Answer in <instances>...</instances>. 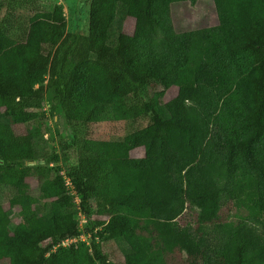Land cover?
<instances>
[{"label":"trees","instance_id":"1","mask_svg":"<svg viewBox=\"0 0 264 264\" xmlns=\"http://www.w3.org/2000/svg\"><path fill=\"white\" fill-rule=\"evenodd\" d=\"M185 2L196 0H81L87 25L79 15L71 31L61 4L0 19V189L14 190L0 264H116L110 241L120 264H264V0H213L218 25L179 32L172 7ZM127 19L134 32L113 34ZM152 84L163 90L147 99ZM47 115L66 130L53 152ZM145 117L121 140L89 138L91 124ZM225 202L245 217L222 222ZM188 209L195 225L181 226Z\"/></svg>","mask_w":264,"mask_h":264},{"label":"rangeland","instance_id":"2","mask_svg":"<svg viewBox=\"0 0 264 264\" xmlns=\"http://www.w3.org/2000/svg\"><path fill=\"white\" fill-rule=\"evenodd\" d=\"M81 0H33V2L20 7L17 10H11L7 6V3L0 10V19L9 18V21L15 25H19L21 20H30L37 16H45L53 11V8L57 4H61L64 8V13L67 19L68 31L74 28L75 22L79 19V15L83 20L84 26L87 25L88 6L80 9L79 2ZM172 18L175 28L179 32L198 29L203 27H213L218 25V16L214 6L213 0H196L195 3L185 2L174 4L172 7ZM119 24V25H118ZM118 26L122 27L123 31L127 34H132L135 28V20L127 19L124 23H116L113 25L112 33L115 34L118 31ZM163 88L159 85L152 84L143 88L142 94L145 98H150L159 94ZM177 93V89L173 88L166 92L165 96L160 97L159 101L161 106L158 107L160 113L167 117V112L164 111V105L170 101ZM45 112H48L44 109ZM57 119H52L47 115L45 122L47 123L46 133L44 139L47 142L48 151L53 152L57 149L60 136L66 134L63 120H59L58 125L55 124ZM58 121V120H57ZM150 124V119L140 118L135 121H122L114 122L107 119L106 121L91 124L89 131V138L96 140H121L129 133L142 129ZM15 129L20 133L26 132L25 126L17 125ZM58 130L60 133H58ZM133 157L144 156L143 149L132 151ZM32 186L37 185V181L30 180ZM14 190H10L9 187L0 189V207H9V200L13 196ZM78 199L74 201V207L78 210ZM12 224L13 227L21 222L22 215L19 207H14L12 210ZM198 211L196 209H188L179 218L181 226H187L189 224L195 225L196 216ZM246 211L244 208H238L232 203H224L220 213V219L222 222L236 221L241 217H245ZM108 214L106 211L95 212L93 218L96 220H106ZM82 226H85V221L81 218ZM105 252L109 254L110 260L113 263L120 264L123 262V256L125 250L123 245L116 241H110L103 243Z\"/></svg>","mask_w":264,"mask_h":264},{"label":"built area","instance_id":"3","mask_svg":"<svg viewBox=\"0 0 264 264\" xmlns=\"http://www.w3.org/2000/svg\"><path fill=\"white\" fill-rule=\"evenodd\" d=\"M63 175H64V173H62ZM65 180H66V185L69 187V188H72V185H71V183H70V180L67 178V177H65ZM78 202H79V199H78ZM77 202V203H78ZM80 239H82V240H86V238L85 237H81ZM77 241V239H69V240H66V241H64L63 243H62V245L63 246H68V245H70V244H72L73 242H76Z\"/></svg>","mask_w":264,"mask_h":264},{"label":"water","instance_id":"4","mask_svg":"<svg viewBox=\"0 0 264 264\" xmlns=\"http://www.w3.org/2000/svg\"><path fill=\"white\" fill-rule=\"evenodd\" d=\"M29 164H36L35 162H31V163H29Z\"/></svg>","mask_w":264,"mask_h":264}]
</instances>
